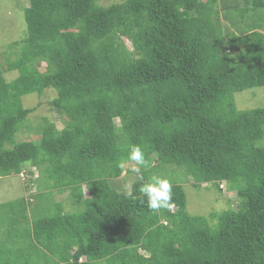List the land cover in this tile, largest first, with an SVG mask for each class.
<instances>
[{
    "label": "trees",
    "instance_id": "obj_1",
    "mask_svg": "<svg viewBox=\"0 0 264 264\" xmlns=\"http://www.w3.org/2000/svg\"><path fill=\"white\" fill-rule=\"evenodd\" d=\"M220 11L232 19L226 33ZM23 17L5 63L17 75L6 81L0 67V177L35 167L77 210L42 192L0 204L4 223H31L19 232L33 246L25 263L264 264V106L239 110L233 99L264 87V0H28ZM49 87L65 125L45 121L37 140L15 141L32 111L21 97ZM133 145L194 187L225 182L236 209L191 215L173 182L171 207L151 210L139 191L148 166L131 195L112 187Z\"/></svg>",
    "mask_w": 264,
    "mask_h": 264
},
{
    "label": "rangeland",
    "instance_id": "obj_2",
    "mask_svg": "<svg viewBox=\"0 0 264 264\" xmlns=\"http://www.w3.org/2000/svg\"><path fill=\"white\" fill-rule=\"evenodd\" d=\"M117 1L119 0H98V2L103 5ZM26 5H28V0H0V67L6 81L12 80L17 75L16 70H6L5 63H7L8 59H13L15 56L12 52L14 50L8 49L7 46L13 41L22 39L26 34V23L23 17V9ZM236 10V8L231 9V14H233V12L237 13ZM222 14L223 12L220 11V25L223 33H226L230 30L228 24L232 23V19ZM248 17L247 15L245 18L246 20L242 21L247 22ZM261 22L264 25V19ZM236 27L239 28V26ZM240 29L243 28H239L238 30ZM247 29L248 27H244V30ZM121 38L126 47L132 51L134 44L132 45L131 37L124 35ZM140 49L142 50V47ZM42 65L43 64H40L39 67L41 71L43 70ZM55 95V90L49 87L45 88L40 95L37 92H33L21 97L23 107L31 108L32 111L28 113L26 118L21 122L18 131L15 132V141L37 140L40 135V127L45 121L54 123L57 129H61L65 125L66 117L56 112L48 105V101L55 97ZM233 99L236 108L239 110L263 107L264 87L256 86L235 91L233 92ZM256 145L264 146V135L256 141ZM155 165L156 161H150L147 167L150 169L147 173V179L150 180V178L155 176L167 178L171 183L180 184L185 193L186 210L189 214L208 217V214L213 211L220 212L228 208L236 209L239 199L236 196L235 190L230 189L225 182L222 181L220 182L221 184L217 186L209 183H202L198 187H194L191 176L185 174L181 167L175 165ZM121 167L120 174L117 177L109 178V183L117 190L129 193L131 184L138 178V175L131 171L132 165L128 161L122 163ZM40 177L37 169L30 165H26L25 171L19 175L0 177V204L15 200L20 196L25 197L33 203L35 198H30V195L42 192L46 194V202H51L49 204L57 201L61 202L65 212L77 211L68 189L58 192L56 189L51 188L48 185L49 183L43 182ZM32 179L35 180L32 181ZM82 190L84 195H87L85 187H83ZM30 207L31 205H29L28 209ZM28 214L29 217H32L31 210L28 211ZM25 226L31 227V223H4L3 220H0L1 258L7 257L14 259L16 260L15 264H27L25 261L26 258L30 256V253H32L33 246L29 240L19 236V232L23 234V227ZM10 237L13 239H10ZM29 247H31L30 253L28 252ZM15 248L17 251L14 250ZM40 250L42 251L44 249L40 247ZM39 254L40 256L42 255L41 253H38V255ZM38 255H36V258Z\"/></svg>",
    "mask_w": 264,
    "mask_h": 264
},
{
    "label": "clouds",
    "instance_id": "obj_3",
    "mask_svg": "<svg viewBox=\"0 0 264 264\" xmlns=\"http://www.w3.org/2000/svg\"><path fill=\"white\" fill-rule=\"evenodd\" d=\"M131 163V171L140 176L143 180L141 168L148 166V160L141 146H131L127 157ZM140 193L147 198V206L151 210H159L161 208H170L172 200V184L167 178L152 177L146 183H143L139 188ZM128 195H131L129 192Z\"/></svg>",
    "mask_w": 264,
    "mask_h": 264
}]
</instances>
